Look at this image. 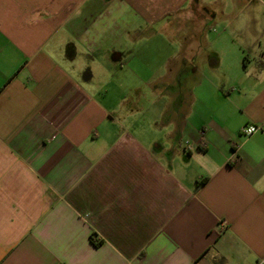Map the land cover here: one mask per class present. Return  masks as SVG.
Returning a JSON list of instances; mask_svg holds the SVG:
<instances>
[{
  "label": "crops",
  "instance_id": "0c3cea01",
  "mask_svg": "<svg viewBox=\"0 0 264 264\" xmlns=\"http://www.w3.org/2000/svg\"><path fill=\"white\" fill-rule=\"evenodd\" d=\"M260 260L264 0H0V264Z\"/></svg>",
  "mask_w": 264,
  "mask_h": 264
},
{
  "label": "rangeland",
  "instance_id": "374dc122",
  "mask_svg": "<svg viewBox=\"0 0 264 264\" xmlns=\"http://www.w3.org/2000/svg\"><path fill=\"white\" fill-rule=\"evenodd\" d=\"M131 67H134V68H138V69H140L141 68V64H140V61L139 60H135L133 63H132V65H131ZM117 86L116 85H114V84H110V85H108V89H109V95H110V100H112V101H118V99L119 98H121L122 96H123V91H121V90H119V89H117L116 88Z\"/></svg>",
  "mask_w": 264,
  "mask_h": 264
},
{
  "label": "built area",
  "instance_id": "2783aa9c",
  "mask_svg": "<svg viewBox=\"0 0 264 264\" xmlns=\"http://www.w3.org/2000/svg\"><path fill=\"white\" fill-rule=\"evenodd\" d=\"M261 128L259 125L256 124H248L245 126H242L239 130L240 134H242L245 137H249L259 131ZM257 264H264V260H260L257 262Z\"/></svg>",
  "mask_w": 264,
  "mask_h": 264
}]
</instances>
